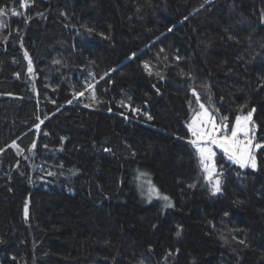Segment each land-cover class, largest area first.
Returning a JSON list of instances; mask_svg holds the SVG:
<instances>
[{"label": "trees", "instance_id": "obj_1", "mask_svg": "<svg viewBox=\"0 0 264 264\" xmlns=\"http://www.w3.org/2000/svg\"><path fill=\"white\" fill-rule=\"evenodd\" d=\"M26 3L0 0V264H264V150L213 195L186 128L194 89L264 144V0Z\"/></svg>", "mask_w": 264, "mask_h": 264}, {"label": "snow or ice", "instance_id": "obj_2", "mask_svg": "<svg viewBox=\"0 0 264 264\" xmlns=\"http://www.w3.org/2000/svg\"><path fill=\"white\" fill-rule=\"evenodd\" d=\"M19 2L22 8L29 6L26 0H19ZM10 11L12 16L19 15L18 10L14 8ZM4 15L5 9H0V17ZM185 19H187V17H185ZM4 27H6V25L3 19H0V28ZM135 55V53L132 54L133 57ZM25 56L27 57V52H25ZM144 68L150 71L147 63L144 64ZM31 71L32 66L29 61V72ZM89 87H91V85H89ZM205 87L207 86L205 85ZM192 94L196 97L199 110L194 112L191 121L187 124V129L191 136L188 143L195 149L198 164L204 173V180L212 185V194L215 195L221 191L219 172L222 171V169L218 170L217 168L215 161L217 154L213 149H219L228 161L234 165H238L241 169L248 167L256 171L258 168L256 152L258 149L264 150V144L255 142L256 125L252 121V115L255 109L248 111L246 115H236L234 122L230 121L228 116L220 117L219 122H217V117L211 114L205 105L200 102V96L194 89L192 90ZM78 95H84V93H79ZM69 103H71V101H69ZM243 107L245 106L242 105L241 108ZM148 119H152V117L149 115ZM41 123H43V121H41ZM36 128L39 130L40 124H37ZM45 134L47 135V133ZM13 146L15 147V142H13ZM33 147H35V144H33ZM104 150L110 151L107 148ZM0 151L3 150L0 149ZM48 175H53V173L49 172ZM140 175L146 176L145 173H141ZM139 178L140 177H137V179ZM146 183L148 185L149 199L153 193L159 194L158 189L150 180L146 181ZM194 186L195 185H190V187ZM162 199L166 202L165 207L172 206L170 198L167 195H164ZM24 213L25 217H27V201L24 205ZM225 215H227V213H225ZM176 235L179 236L180 232L178 231ZM240 243L243 244L244 241H240Z\"/></svg>", "mask_w": 264, "mask_h": 264}, {"label": "rangeland", "instance_id": "obj_3", "mask_svg": "<svg viewBox=\"0 0 264 264\" xmlns=\"http://www.w3.org/2000/svg\"><path fill=\"white\" fill-rule=\"evenodd\" d=\"M26 60L28 61V65H29V59L26 57ZM28 73H31V72H29V68H28ZM201 103H203L204 105H205V107L209 110V112L211 113V114H213V115H215L216 117H217V122H219V118H218V116L216 115V111L214 110V108L212 107V105L209 103V102H201ZM199 110V105H198V107L196 108V109H193L192 111H191V113H190V116H189V118H188V120H187V122H186V128H187V124L191 121V119H192V117H193V115H194V112L195 111H198ZM242 115H246V114H242ZM188 130V129H187ZM189 136H190V133H189ZM190 139H191V136H190ZM195 150V149H194ZM215 152H216V157H215V161H216V159H217V157L219 156V155H222L223 156V153L219 150V149H216V148H214L213 149ZM224 157V156H223ZM224 159L226 160V162H228V163H230V164H232L230 161H228L227 160V158L226 157H224ZM232 165H234V164H232ZM234 166H236V167H239L238 165H234ZM240 168V167H239ZM201 169V168H200ZM244 170H246V169H250V170H252L251 168H248V167H246V168H243ZM201 173H202V175L204 176V173L202 172V170H201ZM141 178H145V177H142L141 176ZM150 180V179H149ZM146 181H148L147 179H142V182H138V184H137V187H138V189H139V191H140V194H141V196H142V198H144L145 199V204H151V203H157V204H159L160 206H161V208L162 209H168V208H170V207H165V201L162 199V197L165 195V194H163V193H161V192H159V194H157V193H153L152 194V196H151V198L149 199V197H148V185H147V183H146ZM151 181V180H150ZM221 181V180H220ZM151 183L153 184V182L151 181ZM154 185V184H153ZM210 185V187H211V189H212V185L211 184H209ZM155 186V185H154ZM220 187H221V184H220ZM212 191V190H211ZM221 193V191L219 192V193H217V194H220ZM217 194H215V195H217ZM171 201V200H170ZM171 205H172V202H171Z\"/></svg>", "mask_w": 264, "mask_h": 264}, {"label": "bare ground", "instance_id": "obj_4", "mask_svg": "<svg viewBox=\"0 0 264 264\" xmlns=\"http://www.w3.org/2000/svg\"><path fill=\"white\" fill-rule=\"evenodd\" d=\"M143 200V199H142Z\"/></svg>", "mask_w": 264, "mask_h": 264}, {"label": "built area", "instance_id": "obj_5", "mask_svg": "<svg viewBox=\"0 0 264 264\" xmlns=\"http://www.w3.org/2000/svg\"><path fill=\"white\" fill-rule=\"evenodd\" d=\"M264 143V142H263Z\"/></svg>", "mask_w": 264, "mask_h": 264}]
</instances>
